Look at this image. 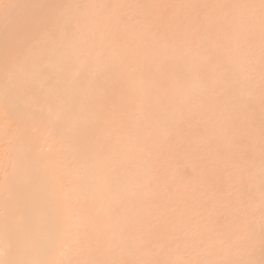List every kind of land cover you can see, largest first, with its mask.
<instances>
[{
    "label": "snow or ice",
    "instance_id": "snow-or-ice-1",
    "mask_svg": "<svg viewBox=\"0 0 264 264\" xmlns=\"http://www.w3.org/2000/svg\"><path fill=\"white\" fill-rule=\"evenodd\" d=\"M0 264H264V0H0Z\"/></svg>",
    "mask_w": 264,
    "mask_h": 264
},
{
    "label": "bare ground",
    "instance_id": "bare-ground-1",
    "mask_svg": "<svg viewBox=\"0 0 264 264\" xmlns=\"http://www.w3.org/2000/svg\"><path fill=\"white\" fill-rule=\"evenodd\" d=\"M7 2L22 4L27 0H7ZM46 2H64V0H46ZM138 2H151V0H138ZM161 151L164 155L156 161V166L162 176L174 178L178 182H190L196 181L204 171L203 158L207 156L204 151L194 152L182 142H178L172 148L162 146Z\"/></svg>",
    "mask_w": 264,
    "mask_h": 264
}]
</instances>
